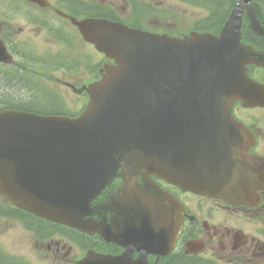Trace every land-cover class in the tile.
Wrapping results in <instances>:
<instances>
[{"label":"water","instance_id":"obj_1","mask_svg":"<svg viewBox=\"0 0 264 264\" xmlns=\"http://www.w3.org/2000/svg\"><path fill=\"white\" fill-rule=\"evenodd\" d=\"M243 3L251 28L264 36L251 0H236L219 36L178 39L70 18L114 64L86 88L89 102L77 118L0 112V192L42 218L114 239L118 223L145 237L147 210L158 229L168 219L175 225L170 210L160 214L153 194L145 195L149 187L161 194L148 173L234 203L264 188V159L247 155L245 145L228 154L206 149L229 131L204 133L196 123L224 115L217 124L226 126L232 102L254 94L244 66H264V53L240 43ZM0 61H9L1 43ZM112 261L91 254L80 264Z\"/></svg>","mask_w":264,"mask_h":264},{"label":"flooded vegetation","instance_id":"obj_2","mask_svg":"<svg viewBox=\"0 0 264 264\" xmlns=\"http://www.w3.org/2000/svg\"><path fill=\"white\" fill-rule=\"evenodd\" d=\"M78 6L73 0H61L60 8L57 5L52 8L53 12L61 10L66 15H75L73 10ZM46 22V33L54 36L68 34L65 45L71 40L76 41V30L67 18L47 19ZM52 23H58L59 28L50 27ZM10 31L0 24V36L5 37ZM62 41L47 39L49 50L46 52L37 50L35 45L29 46V41H13L10 49H16L17 43L22 49L31 51V58L37 60L34 64L42 65L44 71L27 68L29 76L45 86L75 90L97 80V62L91 60L90 66L83 67L81 54H71L69 62L63 61L59 63L61 67L53 69L49 67L48 59L41 60L46 59V55L48 58L57 57ZM242 41L264 51V37L248 33L243 35ZM246 74L264 85V68L248 65ZM77 96L74 112L87 102L84 91ZM232 121L248 131L247 153L264 157V107H249L236 101L232 106ZM151 177L167 195L166 200H160L162 208L172 212L176 208L179 227L175 239L170 235L169 219L164 229H158L152 223L151 217L155 215L152 212L142 221V225L150 227L143 238L140 234L120 231L119 223L115 228L120 235L114 239L39 219L31 221V225L19 226V210L0 196V264H80L91 254L108 256L113 264H264V189H258L251 198L232 204ZM166 214L169 216L168 212Z\"/></svg>","mask_w":264,"mask_h":264},{"label":"rangeland","instance_id":"obj_3","mask_svg":"<svg viewBox=\"0 0 264 264\" xmlns=\"http://www.w3.org/2000/svg\"><path fill=\"white\" fill-rule=\"evenodd\" d=\"M103 1L104 3L108 2L107 0H103ZM145 1L151 2L152 6L156 7L157 10L159 11L160 16L162 15L163 12L167 14V15H164L162 18L159 17L156 22H153V24L158 23L157 26H163L165 28H171V27L175 28L176 27L175 28L176 30H183L184 33H188L191 30H193V27H194L193 25L200 26L201 25L200 21H205L203 25H205L206 23L210 24V20L206 19L205 17L207 16V12L209 10H213L214 7L222 9L221 11H225L226 8L228 7L226 3L222 0H213V1L211 0H201V1L199 0H193V1L191 0H150V1L145 0ZM258 1L260 4L259 7L261 8L262 15L264 17V4L263 2H261L262 0H258ZM54 2L55 1L51 0L52 4H54ZM120 3H121V0H120ZM228 8L229 10L231 9V7H228ZM0 9L5 10V14L12 17L10 18L11 22L14 23L16 28L20 30L19 33H16L15 38H13L14 40H25L27 38H32V40H35V45L38 48L37 50L39 51H43L45 48L49 47L46 45V40L50 39L47 35L44 36V34L42 35L39 32L33 30L31 27H29L30 29H32V32H30L27 30L28 27L23 25L26 22V20L36 17L33 14H29L32 12L29 6H25L20 1L18 2L17 0H0ZM46 13L50 15L51 13H53V11L47 10ZM228 14H224V15L220 14L218 17H216L215 20L219 21V23L223 25ZM171 16L175 17L176 21H174V19H169V17ZM221 17H223V21H221ZM246 24L249 25L248 22H246ZM147 26H156V24L152 25L151 23V24H147ZM82 46L83 48L82 47L81 48L83 49L82 51L84 52L86 50L85 49L86 46L85 45H82ZM23 51L25 52L26 50H23ZM99 60H102L101 55H99ZM1 81L2 80H0V82ZM13 89H14V91H12L13 95L15 94L17 98L20 96L22 97L23 100H25V101H21L17 105L24 104L27 107L29 105L35 104L34 107L32 108L33 110H38V111L43 110L40 107V104H42L40 101H41V98L44 96L42 97L40 96L41 89L38 86H36V88H29L28 91H24L23 88H18V87L13 88ZM44 90L42 91V93L48 92ZM56 92L63 95V99L65 101L64 108L67 110H72V108H74V105L76 103V99H77L76 96H74L70 90L64 89L62 91H56ZM0 107H2L1 104H0ZM45 107H46V110L57 109L58 105L56 104L55 100L52 98L49 102L45 104Z\"/></svg>","mask_w":264,"mask_h":264},{"label":"trees","instance_id":"obj_4","mask_svg":"<svg viewBox=\"0 0 264 264\" xmlns=\"http://www.w3.org/2000/svg\"><path fill=\"white\" fill-rule=\"evenodd\" d=\"M199 1H201V0H199ZM211 1H213V0H211ZM222 1H224L228 7H231L232 2H233V0H222ZM256 1L258 2V0H256ZM261 2H263V4H264V0H262ZM227 8H226L225 11H221L222 9L217 8V7H214L213 10H209L207 12V18L206 19L210 20V24H208V25L206 24L204 26L203 30H211L213 32H216L218 30V28L220 27L221 23H219V21H217L215 19L220 14H223V15L224 14H228L229 8L228 9ZM99 16H101V15H99ZM223 17H221V21H223ZM260 17H261V15H260ZM0 80H2L0 82V99L1 100H6V101L9 100L10 102H14L15 105L19 104L23 100L22 97L19 96L20 98L19 97L17 98L15 96V94L13 95V92H12V91H14L13 88H17L16 87L17 85L16 84H11L9 82H5V80L1 79V78H0ZM14 103H12V104H14Z\"/></svg>","mask_w":264,"mask_h":264}]
</instances>
